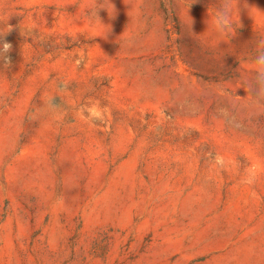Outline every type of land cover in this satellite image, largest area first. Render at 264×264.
I'll return each mask as SVG.
<instances>
[{
	"label": "rangeland",
	"instance_id": "374dc122",
	"mask_svg": "<svg viewBox=\"0 0 264 264\" xmlns=\"http://www.w3.org/2000/svg\"><path fill=\"white\" fill-rule=\"evenodd\" d=\"M0 264H264V0H0Z\"/></svg>",
	"mask_w": 264,
	"mask_h": 264
},
{
	"label": "clouds",
	"instance_id": "9594fccd",
	"mask_svg": "<svg viewBox=\"0 0 264 264\" xmlns=\"http://www.w3.org/2000/svg\"><path fill=\"white\" fill-rule=\"evenodd\" d=\"M10 31V30H9ZM12 45L10 42H8L6 39L3 40V44H2V50L4 53H9V51L11 50ZM10 62V59H9ZM89 112L91 115L93 116H99V113L97 112V110L95 108H91L89 109Z\"/></svg>",
	"mask_w": 264,
	"mask_h": 264
}]
</instances>
